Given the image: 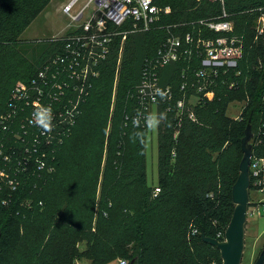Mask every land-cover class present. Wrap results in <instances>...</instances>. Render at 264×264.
Wrapping results in <instances>:
<instances>
[{
  "label": "rangeland",
  "instance_id": "obj_1",
  "mask_svg": "<svg viewBox=\"0 0 264 264\" xmlns=\"http://www.w3.org/2000/svg\"><path fill=\"white\" fill-rule=\"evenodd\" d=\"M70 1L3 0L13 10L16 6L12 7L11 3L16 2L19 10H26L21 12L24 15L31 14L41 4H46L40 14L19 32L16 41H7L0 46V125L2 116L11 111V89L25 81L45 61L53 48L51 42H54V37L73 33L80 26L81 22H74L69 15L63 13V7ZM87 1L78 0L74 11H78ZM194 1L195 9H202L207 3L213 4L210 0ZM159 3L164 7L162 5L166 2L159 0ZM258 3H264V0H229L228 5L237 9L246 4ZM217 4L218 8L209 9L208 16L220 14L222 6ZM192 11L191 8L176 17L188 19L194 15ZM21 20L22 18L9 19L6 26L14 29L12 26L21 24ZM169 20L172 19L165 18L161 25L158 23L152 30L153 33L133 32L124 41H115L111 46L104 76L96 84L90 103L83 108L84 101L78 107L79 114L73 117V121L64 118L62 124L54 125L47 138L41 134L42 128L32 122L34 117L31 111L19 109L12 112L14 116L8 122V128L3 129L0 134V230L7 219L2 198H5L9 189L18 191L15 206L18 220L13 229L9 251L1 264H96L98 260L111 257L114 259L105 264H121L122 259L134 255L139 241L154 246V250L146 252L144 264H165L167 261L161 257L162 252L158 250V246L164 243L181 245L179 237L182 232L176 233L181 230L188 231L191 259L187 264L218 262L220 253H213L204 247L197 249L191 243L195 236L191 231L194 223L182 204L181 198L185 191L178 181L183 179V174L176 169L179 165H187V153L182 155L181 152L179 155L178 162L174 165L175 170L169 175L172 183L161 191L155 189L159 185L158 145L161 143V136L172 129L173 138H176L178 129L176 114L169 109L170 105L174 106V102H161L153 107L149 116L164 114L165 118L152 128L127 123L128 120L125 121L124 118L126 114L132 115L138 110L136 93L142 67L148 59L153 58L155 48L163 37L164 21ZM235 20V34L242 39L243 56L247 55L249 58L254 48L251 44L253 39L249 21L239 16ZM129 27L133 25L123 28ZM4 37L6 39L12 36L7 32ZM184 59L189 60L186 68L195 66L194 57H184L183 61ZM164 68L160 73L163 80L178 83L176 72L181 66L177 68L175 64L170 69ZM241 91H232L230 97H224L225 111L232 118L240 116L246 104ZM218 92L220 95V90ZM195 93V85L192 83L179 97L187 98L190 107L197 112L201 108L195 103ZM59 99L57 103L67 102L74 100L75 95H69L65 100ZM217 105L220 108V103ZM57 107L56 104L51 110ZM59 108L63 117L73 110ZM84 110L85 114L80 118ZM213 112L215 111L210 108L198 111L195 123L209 121L213 125L205 130L198 128L190 143L191 147L195 143L196 165L216 167L215 177L218 179V188L221 189L224 179L230 184L232 178L238 176L243 154L239 145L233 141L223 142L219 129L226 123L216 119L218 114ZM261 128L260 122L255 125L252 141L256 151L264 152V147L261 146L263 143L260 142ZM181 129L183 130L182 126ZM213 134L220 137V146L213 149L201 147L198 141ZM139 136L146 139V143L142 142L143 148L138 152ZM44 141L52 146L44 157L47 166L28 172L27 165L21 163L30 155L26 149L39 147ZM144 146L148 173L146 181L137 179L135 173L137 165L141 164L139 158L144 161ZM205 155L211 158L206 160ZM202 173L203 170L199 171L200 175ZM251 196L254 201L262 197L255 191L251 192ZM106 199L112 201L113 208L109 218L104 219L101 217L99 203ZM147 200L150 201L149 208L141 209L140 205ZM155 204L158 205L156 208ZM95 205L98 210L95 208L93 211ZM253 209L252 206L246 222L241 264H254L264 248V215L251 214ZM140 235L142 238L138 240Z\"/></svg>",
  "mask_w": 264,
  "mask_h": 264
},
{
  "label": "built area",
  "instance_id": "obj_2",
  "mask_svg": "<svg viewBox=\"0 0 264 264\" xmlns=\"http://www.w3.org/2000/svg\"><path fill=\"white\" fill-rule=\"evenodd\" d=\"M210 1L221 2L223 10L219 17L197 21V24L201 26L198 36L193 32L182 35L170 34L157 48L153 58L144 63L136 93L138 110L131 116H126V119L133 124L147 125L149 113L161 102H175L174 106L169 104V109H176L178 126L176 137L180 133L185 117L193 121L197 120L196 112L190 107V101L185 97L175 100L173 87L161 83V66L164 67L184 57L191 58L197 54V57L201 59V65L195 71L197 79V84L194 83L195 103L201 105L214 99L215 92L210 87L216 84V79L229 73L242 59V39L235 34V24L229 18L225 0ZM77 2L78 0L68 2L63 7V13L69 15L74 22H81L80 26L73 33L54 37V41L63 42L62 52L52 57L29 81L20 82L13 87L9 98L11 111L2 116L0 134L3 129L8 128V122L14 116L12 112L19 109H28L33 116L37 107L52 108L57 104L58 107L52 110L53 125L62 124L64 118L73 121V117L79 114L78 107L89 96L94 79L100 76L101 66L109 58L111 46L116 38L120 36L124 41L130 33L148 31L159 20L162 13L172 11L170 6L161 7L155 3V0H88L75 12ZM257 10L259 14L255 26L256 40L264 38V7H259ZM126 25H133V27L124 29ZM204 30L213 35H205ZM236 83L231 81L229 87L235 88ZM181 89L183 93L188 90L187 82L183 83ZM69 95H75V99L57 103L59 98L65 100ZM59 107L73 110L63 117ZM40 132L45 138L51 133L44 129ZM261 132L264 133V123ZM38 149L39 147L26 149L30 155L24 160L30 161L32 153L37 152ZM7 157L9 158L10 155ZM46 166L47 162L43 159L38 163L37 168L44 169ZM51 170H54V167H51ZM250 177L248 217L252 206L254 209L251 214L257 213L261 216L264 215V156L255 154L254 150ZM155 189L161 191L160 187ZM252 191L261 194L262 197L257 201L252 200ZM225 231L226 229L219 230L215 238L224 240ZM192 233L200 234V231L194 228ZM120 262L128 264L127 260L122 259Z\"/></svg>",
  "mask_w": 264,
  "mask_h": 264
},
{
  "label": "trees",
  "instance_id": "obj_3",
  "mask_svg": "<svg viewBox=\"0 0 264 264\" xmlns=\"http://www.w3.org/2000/svg\"><path fill=\"white\" fill-rule=\"evenodd\" d=\"M165 4L162 6H170L172 8V11L170 13H162L160 15L159 20L153 25V27L145 31L143 33H153V29L157 27L158 23H162L163 19H172L167 22L164 21L163 25V37L159 44L156 46L155 52L157 48L166 40V38L170 34H185L186 32H193L195 35L198 36L199 29H201V26L197 24V21L201 19H211V18H217L220 16L223 10V6L221 3L213 2V4H205L203 5L204 8L195 9L194 6L196 5L194 0H191L190 2L187 0H165ZM212 2V1H211ZM155 3L158 5H161L159 3V0H155ZM187 3V4H186ZM229 0H225V8L227 12L230 14L229 18L236 21L235 19L245 17L249 21V30L251 33V38L253 39L251 44L253 45V52L252 55L247 58V55H244L242 59L238 62L237 66L233 68L229 73L223 74L219 76V78L216 79V84L212 85L210 88L214 89L215 97L212 101H207L206 103H203L199 105V108L201 109H209L214 114H218L216 119H219L220 121H224L226 125L224 127H221L219 129L221 134V139L223 138V142H230L233 141L235 144L239 145L241 148V139L244 136L245 128L247 126V123L249 120H251L252 127L254 128L255 125H257L259 122L261 126L264 123V38L261 37L259 39H255V24L258 17V10L259 7H264V3H258V4H246L241 6L237 9H232L228 5ZM45 3L41 4L39 7H37L35 10L32 11V13H28L27 15H24L21 12H25L26 10H19L20 8L16 2L11 3V6L15 7L13 10L10 6L5 4L3 0H0V46L4 45L7 41H16L17 36L19 32L24 29L27 25L30 24V22L35 19L40 12L44 9ZM195 4V5H193ZM215 4L221 7L220 14L217 16L210 17L209 15V9L212 8V10L218 8ZM220 4V5H219ZM181 6V7H180ZM193 9L194 15L192 17H188L184 19L176 17L177 14H181L185 11H190V9ZM20 13V14H19ZM175 17V19H174ZM12 18H22L21 24L13 25L14 29H8L6 26L9 19ZM187 21V22H184ZM248 26V25H247ZM246 26V27H247ZM9 32L12 37L5 39V34ZM205 35H213L210 32L203 31ZM129 36V35H128ZM127 36V37H128ZM5 39V40H4ZM121 37L118 36L116 38V42L120 40ZM53 44V48L48 52V56L46 57L45 61L37 67L33 72H31L26 78L25 81H29L31 78L34 77V75L54 56L61 53L63 50V42L61 41H54L51 42ZM194 57V61L196 62L195 66L188 67L189 60L183 61L181 59L178 62H174L172 64L166 65V68H169L175 64H177V68L181 66L176 72L178 77V83L173 82H165L161 76V83L163 85H171L173 87V90L175 92V100L181 98L179 96L182 95L183 90L181 89V86L184 82H187L188 88L190 84H197V79L195 77V71L200 67L201 65V59L197 57V54H194L191 58ZM191 59L190 57H188ZM110 57L103 62L101 66V73L100 76L94 79L93 87L91 89V92L89 96L86 98L85 102L83 103V108L90 103L91 96L93 94V90L96 88V84L101 81L102 77L104 76V69L106 64L108 63ZM165 68H160V73ZM142 71V70H141ZM175 77V76H174ZM231 81H236L235 88L231 89L229 87ZM13 89V88H12ZM11 89V90H12ZM220 90V95L219 91ZM241 91L243 93L246 104L244 105L242 112L240 113L239 118H232L227 115V112L225 111V105H223V101H225V96L230 97V92L232 91ZM227 92V94H225ZM232 95V94H231ZM137 103V101H136ZM220 103V108L217 104ZM175 105V102H174ZM215 107V108H214ZM201 109H198V111ZM174 114L176 109L173 108L171 110ZM198 111L196 112V115L198 117ZM85 114V110L81 112L80 118L83 117ZM125 115V121L126 116ZM131 116V115H129ZM201 118V117H200ZM260 119V120H259ZM196 121H193L189 118H186L183 120L182 128L183 130H180L179 135L175 138H173V132L172 129L165 132L161 136V143L158 150H159V160H158V170H159V185L157 187L167 188L170 183V176L172 172L175 170L174 165L178 162L179 155L182 152V155L187 153V159L185 162H188L187 165H179L177 166V170L180 171L183 174V179L181 178L178 183L181 184V188L185 191L184 195L181 198L183 206L187 209L189 218L192 223H194V227H192L191 231L194 228H198L200 233L201 231H205L207 235L216 237V234L219 230H224L227 228L233 210H234V203L232 200V186L234 182L236 181L237 177L234 176L230 182V184L227 183V181L224 179V182L222 184L221 189L218 188V179H216L215 174L217 172L216 167L210 166L209 168H206V166L203 165H196L195 164V158L197 155V151L193 147H191V140L194 138V133L197 131V129H203L205 130L208 126H212L213 122L209 123L205 122L202 124L195 123ZM246 124H245V123ZM127 123L133 124L130 120L127 121ZM175 123L177 126V119H175ZM54 123H52L51 131L54 128ZM244 124L246 126H244ZM178 127V126H177ZM184 131V132H183ZM210 132V130H208ZM243 135V136H242ZM260 137L263 143L261 146L264 147V133H260ZM144 137V135H143ZM146 143V139L142 137H138L137 139V151L139 152L140 149H142L143 143ZM201 144V147L204 148H216L220 146V137L213 134L208 137H202L199 141ZM52 146L50 143H46L44 141L41 146H39V149L37 152L32 153L30 161L26 162V160H22L21 163H24L27 165L28 172H31L35 168H37V165L40 161H42L45 157L44 154L48 153L51 150ZM144 154L142 153V157L144 156V161H141V158H139V162L141 164L137 165L135 169L136 177L137 179H143L147 180V163H146V147L144 146ZM242 151V149H241ZM255 154L264 155V152L262 151H256V148L254 147ZM243 154V152H242ZM141 157V156H140ZM243 157V156H242ZM211 157L205 155V159L208 160ZM185 160V159H184ZM241 162V161H240ZM240 164V163H239ZM142 165V166H141ZM239 169V167H238ZM203 170V173L200 175L199 171ZM239 175V174H238ZM228 184V185H227ZM148 185V184H147ZM18 198V191L17 189H9L7 195L5 198H2L3 201V210L7 212V219L3 222L2 229L0 230V264L2 263L3 259L5 258L6 253L9 251L10 248V241L13 239V229L17 226V210H16V201ZM149 200L145 201V203H142L140 205L141 209L149 208ZM158 205L155 204L154 207L156 208ZM96 207V205L93 207V211ZM113 208L112 201H108L107 199L104 201H100L99 203V209L102 212V216L104 219L109 218L111 210ZM96 212V211H95ZM179 231V229H178ZM181 233L180 240L181 245H169L163 244L159 245L158 249L162 252V258H164V261H167L165 264H187L189 260L191 259V251H188L189 247V240L187 237L188 231L181 230L178 233ZM195 236L192 237L191 243L194 244V246L198 249L199 247H204L208 251H212L213 253H220L219 250L204 242L201 239L200 234H193ZM142 236L140 235L138 237V240H140ZM140 243H137L136 245V251L134 255L131 256L129 259L124 258L123 260H127L128 264H131L133 261V264H144L145 262V254L146 252L150 250H154V246L151 244H147L144 241H139ZM168 242V239H167ZM114 257H111L109 259H101L98 260L96 264H105L109 261H112ZM219 264H222L221 257L218 259ZM209 263V262H208Z\"/></svg>",
  "mask_w": 264,
  "mask_h": 264
},
{
  "label": "water",
  "instance_id": "obj_4",
  "mask_svg": "<svg viewBox=\"0 0 264 264\" xmlns=\"http://www.w3.org/2000/svg\"><path fill=\"white\" fill-rule=\"evenodd\" d=\"M244 133L241 139L243 157L239 164V175L231 191L234 210L225 231V239L219 240L209 236L204 230L200 233L204 242L219 250L222 264H241L245 248V229L250 206V165L254 150L252 141L254 132L251 120L247 123ZM254 264H264V248Z\"/></svg>",
  "mask_w": 264,
  "mask_h": 264
},
{
  "label": "clouds",
  "instance_id": "obj_5",
  "mask_svg": "<svg viewBox=\"0 0 264 264\" xmlns=\"http://www.w3.org/2000/svg\"><path fill=\"white\" fill-rule=\"evenodd\" d=\"M33 121L35 124L40 126L45 131H51L52 128V110L51 107L39 106L37 110L33 114ZM165 118L164 114H160L159 116L155 114H151L149 119H147V125L149 128L155 127L160 123L161 120ZM43 166V165H41Z\"/></svg>",
  "mask_w": 264,
  "mask_h": 264
},
{
  "label": "crops",
  "instance_id": "obj_6",
  "mask_svg": "<svg viewBox=\"0 0 264 264\" xmlns=\"http://www.w3.org/2000/svg\"><path fill=\"white\" fill-rule=\"evenodd\" d=\"M147 180H148V173H147ZM156 187H157V185H156Z\"/></svg>",
  "mask_w": 264,
  "mask_h": 264
}]
</instances>
